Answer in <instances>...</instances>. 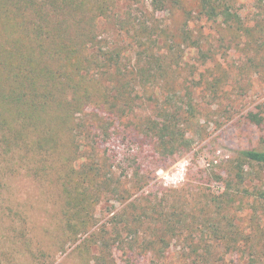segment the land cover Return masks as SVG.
I'll return each instance as SVG.
<instances>
[{
    "label": "rangeland",
    "instance_id": "obj_1",
    "mask_svg": "<svg viewBox=\"0 0 264 264\" xmlns=\"http://www.w3.org/2000/svg\"><path fill=\"white\" fill-rule=\"evenodd\" d=\"M234 7L250 25L264 15V0H235ZM124 9L122 4L119 18L133 22L131 30L158 23L169 26L175 38L183 27L179 13L152 18L148 0L133 6L129 16ZM188 28L194 39L203 40L200 48L184 42L178 48L167 38L182 58L167 75L170 86L160 81L156 91L167 97L189 92L198 102L186 132L190 147L164 159L153 139L130 138L129 131L150 114L153 102L138 99L133 114L117 113L119 117L87 110L98 114L95 126L110 136L103 146L110 193L94 210V227L77 241L63 230L60 188L38 181L21 166L16 173L1 172L9 167L1 158L0 264H85L78 246L102 226L112 238L118 232L126 249L143 248V254L129 257L116 250L112 264H264V170L240 156L247 150L264 151V42L234 39L212 22H191ZM98 35L103 50L118 52L122 66L136 72L140 49L133 31L126 35L100 21ZM217 77L221 92L216 97L204 87ZM130 90L143 98L140 87ZM251 113L263 119L260 124L248 119ZM78 142L82 146L85 141L79 136ZM95 247L91 245L90 264H103L93 259Z\"/></svg>",
    "mask_w": 264,
    "mask_h": 264
},
{
    "label": "trees",
    "instance_id": "obj_2",
    "mask_svg": "<svg viewBox=\"0 0 264 264\" xmlns=\"http://www.w3.org/2000/svg\"><path fill=\"white\" fill-rule=\"evenodd\" d=\"M148 1L152 18L174 13L183 17L175 38L167 25L145 22L131 30L133 22L119 18L122 4L129 16L133 6L144 0H0V159L9 163L1 172L16 173L21 166L38 181L57 185L64 199L63 230L73 241L94 227V210L110 193L109 157L103 149L110 136L95 126L98 114L87 110L119 117L117 113L133 114L138 99L144 104L153 102L150 114L129 131L130 138L149 137L160 156L173 157L191 145L186 132L199 104L189 92L167 97L156 87L160 81L170 86L167 75L176 71L182 58L176 52L180 42L200 48L202 28H198L202 39H194L189 23H216L234 39L264 42V15L254 25L248 24L235 9V0ZM100 21L119 27L126 35L133 31L132 40L140 49L136 72L122 66L118 52L103 50ZM167 38L178 48L169 45ZM219 84L217 77L204 88L217 97ZM131 86L140 87L143 98L134 95ZM126 106V112L119 110ZM248 119L257 124L263 120L252 113ZM79 136L85 141L82 146ZM240 156L264 170V151L247 150ZM105 228L97 235L89 234L78 246L85 264L91 262L92 244L98 251L93 259L103 264H112L116 250L128 257L143 254L140 247L138 252L126 249L118 232L112 238Z\"/></svg>",
    "mask_w": 264,
    "mask_h": 264
}]
</instances>
